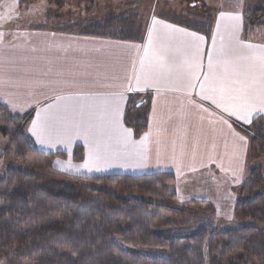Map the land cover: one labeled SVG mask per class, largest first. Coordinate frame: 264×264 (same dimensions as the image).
Here are the masks:
<instances>
[{"label": "crops", "instance_id": "1", "mask_svg": "<svg viewBox=\"0 0 264 264\" xmlns=\"http://www.w3.org/2000/svg\"><path fill=\"white\" fill-rule=\"evenodd\" d=\"M214 2L219 9L212 7L209 17L206 0L191 8L197 13L190 18L203 23L205 31L150 17L142 43L24 27L7 19L0 24V104L16 115L32 114L26 132L37 149L64 155L56 161L57 174L75 179L173 174L178 192L189 189L190 198L224 201L221 205L231 196L234 205L232 193L237 194L254 167L249 160L252 124L264 111L253 112L247 122L204 99H219L209 91L208 58L212 72L219 74L224 67L231 71L264 57V40L254 38L264 34V28L244 31L247 6L264 0ZM202 8L204 13L199 12ZM138 75L148 76L150 86L137 88ZM133 95H150L148 130L135 139L129 129L131 137L125 139L120 125L128 129L125 112ZM116 102L119 125L113 122ZM37 114L46 125L44 143L32 131ZM89 126L92 130L86 132ZM79 149L82 160L75 161ZM90 154L99 159L90 160ZM85 163L98 164L100 170L80 167Z\"/></svg>", "mask_w": 264, "mask_h": 264}, {"label": "trees", "instance_id": "2", "mask_svg": "<svg viewBox=\"0 0 264 264\" xmlns=\"http://www.w3.org/2000/svg\"><path fill=\"white\" fill-rule=\"evenodd\" d=\"M39 1L21 0L19 7L28 8ZM80 1L90 3V0ZM254 6H247L249 17L244 29L247 33L250 29L254 32L264 28V2ZM65 30L84 37L142 43L146 28L136 9L104 16L80 29L69 26ZM150 99V95H133L128 100L125 125L135 139L148 130ZM31 119L32 114L16 115L0 104V133L9 140L8 154L15 153L19 162L45 160L49 170H55L51 164L64 155L37 149L26 132ZM252 128L249 154L258 158L264 156V117L256 119ZM74 159L82 160L81 149ZM65 177L66 183L45 182L34 174L14 169L5 172L0 179V261L7 264H264V229L195 231L177 223L186 217L182 210L103 190H89L78 196V187L73 183L79 180L111 187L126 185L128 191L153 197L161 191L172 192L176 183L173 174ZM51 185L53 190L47 187ZM234 216L264 227L261 169L254 168L238 190Z\"/></svg>", "mask_w": 264, "mask_h": 264}, {"label": "rangeland", "instance_id": "3", "mask_svg": "<svg viewBox=\"0 0 264 264\" xmlns=\"http://www.w3.org/2000/svg\"><path fill=\"white\" fill-rule=\"evenodd\" d=\"M202 1L204 2L205 0H90V3L89 1L80 0L66 1L64 3H60L57 0H40L38 3L30 5L28 8H22V12L20 13L19 4L21 0H0V24L6 23L7 19L13 18L8 22L15 25L18 23L19 25H24V27L61 28L65 30L69 26H76V28L80 29L85 26V24L95 22L104 16L117 15L121 12L137 9L139 10L140 17L145 27L150 17H163L198 31H205V25L203 23L190 18L197 13V11H192V6H196L200 2L202 3ZM206 1L208 8L206 9L205 16L209 17L210 13H213L212 7L215 8V11L219 8L215 7V0ZM258 1L260 0H255V2ZM260 3L261 2H258V5ZM216 5H219V3L216 2ZM199 12L204 13L203 8ZM254 38L259 41L264 40V34H260ZM9 148V140L4 138L0 133V179H2L8 169H14L23 173L34 174L41 177L45 182L58 181V183H66L65 181L67 178L61 174V172L56 174L58 172V169L56 170L57 160L51 164L52 168L55 170H49L47 165L48 162L45 160L41 161V163L30 161L19 162L16 159L15 153L11 152L8 154ZM250 157L249 160L253 163V169H261L264 177V156L258 158L255 156H253V158L252 156ZM250 171L248 164L245 175L247 176ZM247 178L244 179L245 182L248 180ZM77 181L79 180H73V183L78 187V196L81 194L85 195L89 190H103L122 197L137 198L154 205H162L176 210H182V212L186 214V217L179 222L177 221V223L180 225L184 224L185 226L188 225V228H193L195 231L203 230L207 233H222L247 227L264 229V227L258 224L238 219L234 216L238 190L245 182L235 191L237 194L232 193L236 201L234 202V206L229 202L231 196L228 197V200L223 205L221 204L224 201L207 202L201 201L202 199L196 200L197 198H190L189 189L181 190L180 188L178 192L176 183L172 187V192L175 196L172 192L165 193L161 191L157 196L147 197L135 191L126 190V185L111 187L96 182ZM193 186L195 187V185ZM47 187L53 190L52 185ZM71 196L75 195L71 194ZM191 202H206L207 204H189ZM0 264L7 263L0 261Z\"/></svg>", "mask_w": 264, "mask_h": 264}, {"label": "snow or ice", "instance_id": "4", "mask_svg": "<svg viewBox=\"0 0 264 264\" xmlns=\"http://www.w3.org/2000/svg\"><path fill=\"white\" fill-rule=\"evenodd\" d=\"M155 23V21H154ZM198 40L203 41V37H197ZM209 70L212 74V83L209 86V91L211 93H218L219 99L215 95H204V99H211L212 103L216 106L224 107V111L229 112L230 115L237 116L239 119H243L247 122H250V117L255 111H264V57H260L258 61L251 60L245 66H236L231 71L227 67H224L223 72L217 74L213 73V62L211 56H209ZM143 63V62H142ZM223 63V62H222ZM144 80L142 85L141 80ZM207 80L208 77H205ZM148 76H136V86L141 90L143 87L150 86L148 84ZM131 90V86H127ZM201 91H204V85H201ZM123 97H120L122 101ZM227 100L229 103L225 106L224 101ZM259 100V104H257ZM207 111V109H204ZM120 118V108L119 102H116L114 108V123L119 125ZM40 114H37V122L33 123L32 131L33 134L37 136V139L44 143L45 140L42 139L41 133L46 131V125L41 124ZM38 128L40 131L38 132ZM91 126L86 132H91ZM79 130L76 131L75 135H79ZM120 134L125 139H130L131 132L129 129H125L120 125ZM71 136L68 138V143L71 142ZM243 139V138H242ZM99 159L98 156H93L90 154V160ZM59 163V162H57ZM80 167L87 168L89 171L93 167H96V170H100L98 164H89L85 163ZM79 170V169H77Z\"/></svg>", "mask_w": 264, "mask_h": 264}, {"label": "water", "instance_id": "5", "mask_svg": "<svg viewBox=\"0 0 264 264\" xmlns=\"http://www.w3.org/2000/svg\"><path fill=\"white\" fill-rule=\"evenodd\" d=\"M139 106H141V105H139Z\"/></svg>", "mask_w": 264, "mask_h": 264}]
</instances>
